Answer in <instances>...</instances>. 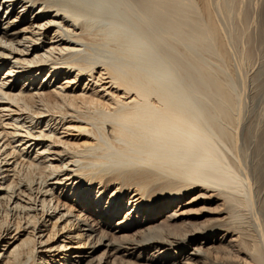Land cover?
Wrapping results in <instances>:
<instances>
[{"label": "bare ground", "instance_id": "obj_1", "mask_svg": "<svg viewBox=\"0 0 264 264\" xmlns=\"http://www.w3.org/2000/svg\"><path fill=\"white\" fill-rule=\"evenodd\" d=\"M252 1L0 0V264H264Z\"/></svg>", "mask_w": 264, "mask_h": 264}, {"label": "rangeland", "instance_id": "obj_2", "mask_svg": "<svg viewBox=\"0 0 264 264\" xmlns=\"http://www.w3.org/2000/svg\"><path fill=\"white\" fill-rule=\"evenodd\" d=\"M41 1H43V0H41ZM48 1H49V0H48ZM52 1H53V0H52ZM71 1H76V2H77V0H71ZM85 1H87V0H85ZM261 1H262V0H257V1H256L257 3H256L255 0H253L252 2H253V3L255 2V3H256V6H259V7L262 6V7H260V8L262 9V8H263V4H262L263 2L259 4V2H261ZM253 3H251L252 6L255 5V4H253ZM261 4H262V5H261ZM36 6H37V4H36ZM79 7H80L81 10L85 8V6H83L84 8H83V7L81 8L80 5H79ZM253 7H255V6H253ZM259 7L253 8V11L256 12L255 15H256L258 12H260L261 9H260ZM87 9H89L88 12H89V14H91L90 16H93V15L97 12V11L95 12L96 9L92 12V9H90L88 6H87V8H86L85 10L87 11ZM257 9H258V10L260 9V10H259V11H255V10H257ZM263 9H264V8H263ZM81 10H80V11H81ZM82 11H83V10H82ZM86 11H85V13H86ZM262 11H263V10H262ZM88 12H87V13H88ZM93 13H94V14H93ZM102 13H104V12H101L100 14L102 15ZM106 13H107V12H106ZM106 13H104V15H102V16H100V15L98 14V18H100V19H99V22H101V24H105V25H106V24H110V22H111V17H109V15L106 14ZM89 14H88V15H89ZM260 14H261V12L258 13V15H260ZM95 15H96V14H95ZM107 15H108V16H107ZM258 15H257V17H258ZM96 16H97V15H96ZM96 16H95V19H97ZM99 16H100V17H99ZM106 18H107V19L109 18L110 21L107 20ZM258 18H259V17H258ZM97 20H98V19H97ZM108 21H109V22H108ZM116 21H117V20H116ZM116 21H115V23H116ZM113 22H114V20H113ZM117 22H118V21H117ZM2 25H3L4 27H5V26L7 27L8 24H7V23H4V24H2ZM252 27H253V26H252ZM253 28H254V27H253ZM253 28H252V29H253ZM252 29H251V30H252ZM252 32H253V31H252ZM258 36H259V35H258ZM258 36H257V37H258ZM259 59H260L259 57L256 58V59H254V60L251 62V64L248 65V67H249V66H250V67H249V68L246 67V68H245L246 71H245V72L243 71V72L245 73L244 75H246V77H247V76H248V77L246 78V77L243 75V76H244V77H243V78H244V80H243V84L246 83V84H244L246 87L244 88V87H243L244 85L242 84V85L240 86V89H241V91L243 90V91H242V94H246V93L248 92L249 95L246 94V96L249 97L250 99L247 98L245 95H243V96H245V97L247 98V99H246L245 97H243V98H244V103H245L244 108H245V110L247 111V113L245 114V117L243 118L244 120L242 119L243 121H241V124H240L241 126L238 128V130L241 129V130L238 131V132H239V136H241V134L244 133L243 131L246 130V129H244V128H245V126L250 122V119L252 118L251 116H253V120H252V121H254V119H256L255 121L258 122V123H257L258 125H259V122H261L260 125L263 124V122H264V118H263V117H264V113H262V112H264V90L262 91L263 93H262V92L253 93V91H254V90H253V88H254V85H253V84H254V83H253V74L256 73V71L258 70V68L260 67V64H261V62H262L261 59H260V60H259ZM254 62H255V63H254ZM255 64H256V65H255ZM251 66H252L254 69H253ZM255 67H256V68H255ZM250 69H251V70H250ZM247 70H248V71H247ZM247 73H248L249 75H248ZM251 76H252V77H251ZM248 78H249V80H247ZM250 81H251V82H250ZM252 83H253V84H252ZM248 85H249V86H248ZM250 86H251V87H250ZM252 86H253V87H252ZM243 88L245 89L246 92L244 91ZM246 89H247V90H246ZM248 89H249V90H248ZM252 90H253V91H252ZM243 92H244V93H243ZM258 94H259V95H258ZM252 95H253V96H252ZM256 95H258V97H256ZM261 97H262V98H261ZM256 98H257V100H256ZM259 98H260V99H259ZM248 99H249V100H248ZM255 100H256V102H255ZM248 101H249V103H248ZM261 101H263V102H261ZM251 102H252V103H251ZM259 102H261V103H260L261 105L259 104ZM254 103H255V104H254ZM246 104H247V105H246ZM251 104H252L253 106H252ZM255 106H256V107H255ZM247 107H248V108H247ZM261 107H262V108H261ZM260 109H261V110H260ZM246 111H245V112H246ZM251 113H252V114H251ZM261 113H262V114H261ZM254 114H255L256 116L258 115L257 118H255V115H254ZM248 116H249V117H248ZM261 117H262V119H261ZM249 118H250V119H249ZM245 119H246V120L248 119L247 122H246ZM258 119H259V121H258ZM243 125H245V126L242 128ZM241 132H242V133H241ZM242 137H243V135H242ZM242 137H240V139H239V140H240V143H239V144H242V143H243V141H242V140H243ZM241 139H242V140H241ZM249 159H250V158H249ZM201 204H202V203H201ZM201 204H200V203H197L198 206L195 205V207H200Z\"/></svg>", "mask_w": 264, "mask_h": 264}]
</instances>
